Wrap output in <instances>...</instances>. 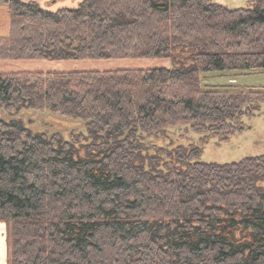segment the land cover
<instances>
[{"label": "trees", "instance_id": "trees-1", "mask_svg": "<svg viewBox=\"0 0 264 264\" xmlns=\"http://www.w3.org/2000/svg\"><path fill=\"white\" fill-rule=\"evenodd\" d=\"M0 62L167 59L169 68L0 73V106L83 120L64 139L0 120V222L9 264H264V155L147 154L168 129L227 141L264 91H206L201 74L264 71V0H0ZM157 155V156H156Z\"/></svg>", "mask_w": 264, "mask_h": 264}, {"label": "rangeland", "instance_id": "rangeland-1", "mask_svg": "<svg viewBox=\"0 0 264 264\" xmlns=\"http://www.w3.org/2000/svg\"><path fill=\"white\" fill-rule=\"evenodd\" d=\"M25 1V0H22ZM50 5L53 0H27ZM70 1V0H69ZM67 0V2H69ZM230 9L244 8L251 0H211ZM49 3V4H48ZM74 5V0H71ZM76 7V6H75ZM73 7V8H75ZM72 8V7H69ZM61 9V8H59ZM58 10V9H57ZM56 11V10H55ZM167 59L151 60H86V61H5L0 62V73H71L105 72L114 70H154L169 68ZM201 89L206 91H264V71L245 70L201 74ZM0 120H20L32 132L58 133L69 139L73 133H85L83 120L62 117L46 110L23 109L7 111L0 106ZM244 130L227 141L191 133L188 127L168 129L167 138L151 137L145 140L146 156L159 154L175 146H199V161L203 163L228 164L246 157L264 155V104L252 117H243ZM161 151H164L161 153ZM157 156V155H156ZM10 226L0 222V264H9Z\"/></svg>", "mask_w": 264, "mask_h": 264}, {"label": "crops", "instance_id": "crops-1", "mask_svg": "<svg viewBox=\"0 0 264 264\" xmlns=\"http://www.w3.org/2000/svg\"><path fill=\"white\" fill-rule=\"evenodd\" d=\"M70 1L67 2V0H53L52 2H50L51 6L45 5V2H43L40 6L53 12L59 8H69V7L73 8L80 2V0H74V5H71L73 3H70ZM9 25H10V15L8 8L6 5L0 4V38L7 37L9 33Z\"/></svg>", "mask_w": 264, "mask_h": 264}]
</instances>
